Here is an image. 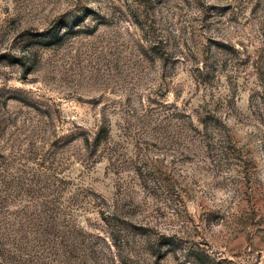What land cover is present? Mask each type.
Returning <instances> with one entry per match:
<instances>
[{"label":"rangeland","instance_id":"rangeland-1","mask_svg":"<svg viewBox=\"0 0 264 264\" xmlns=\"http://www.w3.org/2000/svg\"><path fill=\"white\" fill-rule=\"evenodd\" d=\"M0 264H264V0H0Z\"/></svg>","mask_w":264,"mask_h":264},{"label":"trees","instance_id":"trees-1","mask_svg":"<svg viewBox=\"0 0 264 264\" xmlns=\"http://www.w3.org/2000/svg\"><path fill=\"white\" fill-rule=\"evenodd\" d=\"M100 137H101V135H100Z\"/></svg>","mask_w":264,"mask_h":264}]
</instances>
